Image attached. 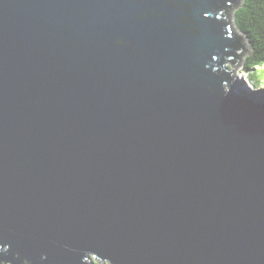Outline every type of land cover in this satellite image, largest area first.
Here are the masks:
<instances>
[{"label":"water","instance_id":"95a60500","mask_svg":"<svg viewBox=\"0 0 264 264\" xmlns=\"http://www.w3.org/2000/svg\"><path fill=\"white\" fill-rule=\"evenodd\" d=\"M237 1L0 0V264H264Z\"/></svg>","mask_w":264,"mask_h":264},{"label":"trees","instance_id":"16d2710c","mask_svg":"<svg viewBox=\"0 0 264 264\" xmlns=\"http://www.w3.org/2000/svg\"><path fill=\"white\" fill-rule=\"evenodd\" d=\"M232 11L246 49L239 55L236 69L240 67V73L264 93V0H238Z\"/></svg>","mask_w":264,"mask_h":264},{"label":"rangeland","instance_id":"374dc122","mask_svg":"<svg viewBox=\"0 0 264 264\" xmlns=\"http://www.w3.org/2000/svg\"><path fill=\"white\" fill-rule=\"evenodd\" d=\"M232 17H233V11H231L229 14V18L233 19ZM232 26L235 31H238V29H236L233 20H232ZM240 69L241 68H239V70H232L233 84L235 85V89L240 93H245L249 97H255L257 100L260 101L259 104L264 106V93L253 91L251 89V85H248V79H246V76L242 73H239Z\"/></svg>","mask_w":264,"mask_h":264},{"label":"clouds","instance_id":"9594fccd","mask_svg":"<svg viewBox=\"0 0 264 264\" xmlns=\"http://www.w3.org/2000/svg\"><path fill=\"white\" fill-rule=\"evenodd\" d=\"M234 9V8H233ZM232 10L230 9V10H228V14H230V12H231ZM229 18V17H228ZM229 20H230V18H229ZM232 20L233 19H231L230 20V22H231V24H232ZM233 27V26H232ZM236 32V34L240 37L241 36V34L238 32V31H235ZM241 38V37H240ZM230 65H228V69H231V66L229 67ZM240 68V67H239ZM239 68H235V69H233V70H239ZM241 71H239V73H240ZM242 74H244V73H242ZM245 75V74H244ZM246 76V75H245ZM232 78H233V74H232ZM246 79H247V76H246ZM248 85H251V89L253 90V91H256V92H259V90L258 89H256V87L254 86V84L253 83H251L249 80H248ZM93 261H94V263L95 264H100V262H97V260L96 259H93Z\"/></svg>","mask_w":264,"mask_h":264}]
</instances>
